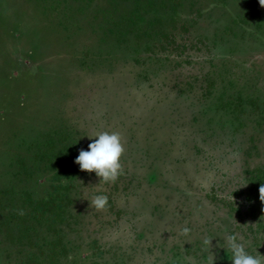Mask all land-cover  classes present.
Returning a JSON list of instances; mask_svg holds the SVG:
<instances>
[{"label": "rangeland", "instance_id": "obj_1", "mask_svg": "<svg viewBox=\"0 0 264 264\" xmlns=\"http://www.w3.org/2000/svg\"><path fill=\"white\" fill-rule=\"evenodd\" d=\"M102 131L115 183L74 163ZM262 183L259 0H0V264H231L228 235L264 256Z\"/></svg>", "mask_w": 264, "mask_h": 264}, {"label": "clouds", "instance_id": "obj_2", "mask_svg": "<svg viewBox=\"0 0 264 264\" xmlns=\"http://www.w3.org/2000/svg\"><path fill=\"white\" fill-rule=\"evenodd\" d=\"M259 5L264 8V0H259ZM88 150H80L74 163L79 165L80 171L95 173L100 182L106 184L115 183L122 174L123 167L121 157L124 153L122 138L118 132L102 131L89 138ZM233 199V197H231ZM259 199L264 203V183L259 187ZM108 205L107 195H94L91 198V206L97 211H103ZM18 214L23 216L24 210L20 209ZM187 232V229H185ZM227 248L232 254L231 264H264V256L257 252L252 255L246 251L244 243L237 242L235 235L225 237ZM216 258L213 255L209 264H215Z\"/></svg>", "mask_w": 264, "mask_h": 264}, {"label": "trees", "instance_id": "obj_3", "mask_svg": "<svg viewBox=\"0 0 264 264\" xmlns=\"http://www.w3.org/2000/svg\"><path fill=\"white\" fill-rule=\"evenodd\" d=\"M50 144L56 145L55 142L50 141ZM31 213L34 216L33 218H43L44 215L47 217V220L56 222L58 218H60L61 212L60 208H57L56 203L54 202V199L50 196L48 200L46 201H34L33 206H31ZM63 213V212H62ZM53 219V220H51ZM56 220V221H55ZM31 264H42L41 262H32ZM44 264H64L60 262L57 259V254L52 252L47 257V260L44 262ZM70 264V263H68ZM72 264H78V263H72Z\"/></svg>", "mask_w": 264, "mask_h": 264}]
</instances>
